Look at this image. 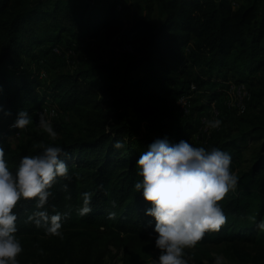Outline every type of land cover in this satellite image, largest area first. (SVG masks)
<instances>
[{
  "label": "trees",
  "instance_id": "16d2710c",
  "mask_svg": "<svg viewBox=\"0 0 264 264\" xmlns=\"http://www.w3.org/2000/svg\"><path fill=\"white\" fill-rule=\"evenodd\" d=\"M262 2L243 0L234 7L232 0H145L136 54L48 77L41 55L59 54L54 49L62 50L64 37L111 40L124 30L120 0H0V143L9 168L14 171L22 156L39 153L42 145L62 146L69 167V178H58L46 205L50 214H62V237L26 222L34 198L14 209L20 260L94 264L115 247L125 252L122 264H153L161 250L155 220L145 214L151 202L134 188L142 179L136 161L157 138L176 143L192 135V122L169 121L167 99L209 96L208 106L224 91L216 87L219 80L249 82L251 89L258 80L264 92ZM196 67L198 73L190 71ZM43 105L76 115L83 133L74 134L66 122L55 129L59 137L28 131L16 140L22 129L12 125L19 110L31 115ZM244 122L216 147L238 152L250 138L261 142L236 189L219 201L226 223L206 233L196 251H185L189 264H205L201 249L209 244H226L245 261H264V231L256 226L264 219V111ZM116 140L124 142L122 149L113 147ZM85 191L93 194L92 211L79 216Z\"/></svg>",
  "mask_w": 264,
  "mask_h": 264
},
{
  "label": "clouds",
  "instance_id": "9594fccd",
  "mask_svg": "<svg viewBox=\"0 0 264 264\" xmlns=\"http://www.w3.org/2000/svg\"><path fill=\"white\" fill-rule=\"evenodd\" d=\"M31 120L28 111L21 109L12 126L23 129ZM206 123L217 128L222 121ZM39 125L52 138L57 136L44 114L40 115ZM113 147L122 149L124 142L116 140ZM66 156L62 146L42 145L39 153L22 156L13 171L0 143V264H19L17 257L23 252L16 235L18 213L14 211L21 200H35V210L26 222L44 228L48 235L62 237L63 216L59 212L50 214L46 205L58 178H69ZM231 163V153L222 148L208 150L184 139L173 143L166 136L155 139L141 153L136 168L142 179L135 182L134 188L137 192L142 190L144 199L151 202L145 214L155 220V246L161 250L153 264H189L185 250L195 247L206 233L219 231L226 223L227 216L219 201L236 189L239 180ZM92 196L88 191L82 193L79 216L92 211ZM110 218H115L114 212ZM256 226L264 231V219ZM213 264H225L224 258L217 255Z\"/></svg>",
  "mask_w": 264,
  "mask_h": 264
},
{
  "label": "rangeland",
  "instance_id": "374dc122",
  "mask_svg": "<svg viewBox=\"0 0 264 264\" xmlns=\"http://www.w3.org/2000/svg\"><path fill=\"white\" fill-rule=\"evenodd\" d=\"M241 2H243V0H232V5L237 7ZM120 3L117 11L121 18L123 16L126 19L127 26L124 30L111 40L99 37L90 39L64 37L61 44L62 50H59V54L50 51L47 55H41L43 59H41L40 62H43L42 68L48 72V77L53 76L57 72H76L87 64L96 62L117 63L125 55L132 56L136 54L138 48L136 35L141 32V28L137 26V22L139 19L143 18L142 16H145L143 4H138L137 0H120ZM262 7L264 8V0L262 2ZM133 18L134 21L132 22ZM68 47L74 48V54L67 51ZM28 58L29 57L26 56L27 61H29ZM190 71L198 73L199 69L196 67V69H191ZM197 77L198 75L194 74V78ZM43 78H46V75H43ZM218 83L216 87H221L224 91L220 93L210 105L203 107V104L209 100V96L196 95L193 97L192 95L191 99H186L185 102L191 103L192 107L194 106V108H197V110H193L192 113L190 112L191 115H183L180 113L182 103L180 104V101L178 102V100H175L176 97L169 98L166 101L169 108L168 118L170 122H172L171 118L174 117L182 122L190 121L193 124V133L185 140H188L194 146H203L208 150L220 145L223 140L225 141L227 138L231 139L235 136L244 128V120L249 118V116H254L256 113L264 111V92L260 89L261 87L258 80L254 81L253 84L255 87L252 89L249 82H244L241 86L240 84H234L232 80L226 82L219 80ZM230 85H232V90L229 88ZM246 92L248 93L245 99L247 108L245 110L237 109L235 104L238 98ZM42 108L44 109L37 110L30 115L32 117L31 123L16 135V140H19L28 131H37L49 135L39 125L41 114H44L46 118L52 122L54 129H56L60 123L68 122L67 126L71 127L74 134L79 135L83 133V124L78 121L76 115L58 109L57 105H43ZM216 108L217 110H221L217 114L218 116H215L216 114L214 113ZM214 119L222 121L217 128H211L206 123V121ZM56 137H59V134H57ZM260 142L259 140L250 138L246 145L242 144L241 151L235 152L232 149L228 150L232 156L231 169L235 174L238 175L241 171L249 168L253 162L254 151ZM189 250L196 251L197 249L193 247L185 251ZM201 250L204 252L203 260L205 264H213L217 255L224 258L225 264H264L263 260L260 262H256L255 259H250L248 261L243 260L237 255L236 249L226 244H209ZM253 252L256 253L258 251L254 250ZM156 254L157 257H155V260H158L160 254ZM188 256V254H185L186 259H188ZM124 257V250L111 247V252L105 258L98 262L94 260L92 262L94 264H122ZM18 260L19 264H44L38 258H34L30 261L20 260L19 258ZM52 264H55V262L53 261ZM65 264L76 263L69 259Z\"/></svg>",
  "mask_w": 264,
  "mask_h": 264
},
{
  "label": "built area",
  "instance_id": "2783aa9c",
  "mask_svg": "<svg viewBox=\"0 0 264 264\" xmlns=\"http://www.w3.org/2000/svg\"><path fill=\"white\" fill-rule=\"evenodd\" d=\"M54 51L56 52H59L58 48H55ZM234 84H238V83H235L233 82ZM244 83H240V86L243 85ZM232 85L229 86V88H231ZM191 88L192 89H195L196 88V85L193 83L191 84ZM233 88H231L232 90ZM247 92L243 95H240V97L238 98L236 104H235V107H237V109H241V110H245L247 108V104H246V96H247ZM192 96H186V95H183V96H180L177 100L178 102L181 104V107H180V113L183 114V115H190V112H191V109H192V104L191 103H187L185 102L186 99H191ZM237 105V106H236ZM42 110L44 108H41ZM40 110V109H39ZM41 110V111H42ZM216 115L215 116H218L217 114L219 113V110H217L216 108V111L214 112ZM214 118V117H213ZM215 120V119H214Z\"/></svg>",
  "mask_w": 264,
  "mask_h": 264
},
{
  "label": "crops",
  "instance_id": "0c3cea01",
  "mask_svg": "<svg viewBox=\"0 0 264 264\" xmlns=\"http://www.w3.org/2000/svg\"><path fill=\"white\" fill-rule=\"evenodd\" d=\"M137 3L139 4V3H142L143 4V10L145 11V16H146V8H145V0H137ZM145 16H142L143 18H145ZM121 17V16H120ZM122 19L124 20V22H125V27L127 26L126 25V19L122 16ZM142 19V18H141ZM140 20V19H139ZM134 21V18H133V20H132V22Z\"/></svg>",
  "mask_w": 264,
  "mask_h": 264
}]
</instances>
